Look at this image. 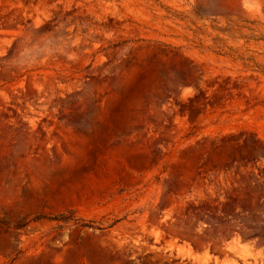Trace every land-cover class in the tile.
<instances>
[{
  "label": "rangeland",
  "instance_id": "1",
  "mask_svg": "<svg viewBox=\"0 0 264 264\" xmlns=\"http://www.w3.org/2000/svg\"><path fill=\"white\" fill-rule=\"evenodd\" d=\"M0 264H264V0H0Z\"/></svg>",
  "mask_w": 264,
  "mask_h": 264
}]
</instances>
